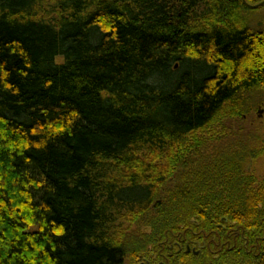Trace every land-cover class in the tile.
Masks as SVG:
<instances>
[{"label": "trees", "instance_id": "trees-1", "mask_svg": "<svg viewBox=\"0 0 264 264\" xmlns=\"http://www.w3.org/2000/svg\"><path fill=\"white\" fill-rule=\"evenodd\" d=\"M264 0H0V264H264Z\"/></svg>", "mask_w": 264, "mask_h": 264}, {"label": "rangeland", "instance_id": "rangeland-1", "mask_svg": "<svg viewBox=\"0 0 264 264\" xmlns=\"http://www.w3.org/2000/svg\"><path fill=\"white\" fill-rule=\"evenodd\" d=\"M264 18V9H260L253 13L249 18L255 26ZM254 29L256 28L253 27ZM255 107L250 108L244 119H237L232 122L234 130L240 129L241 133H249L250 131L264 139V97H261ZM250 172L254 174L260 181H264V154L252 163Z\"/></svg>", "mask_w": 264, "mask_h": 264}, {"label": "water", "instance_id": "water-1", "mask_svg": "<svg viewBox=\"0 0 264 264\" xmlns=\"http://www.w3.org/2000/svg\"><path fill=\"white\" fill-rule=\"evenodd\" d=\"M264 3H262V4H260V5H258V6H261V5H263Z\"/></svg>", "mask_w": 264, "mask_h": 264}]
</instances>
